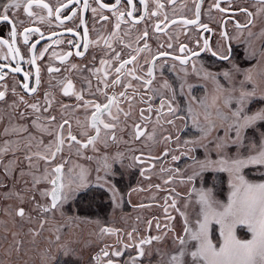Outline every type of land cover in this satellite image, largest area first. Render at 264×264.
<instances>
[{"label": "snow or ice", "instance_id": "obj_1", "mask_svg": "<svg viewBox=\"0 0 264 264\" xmlns=\"http://www.w3.org/2000/svg\"><path fill=\"white\" fill-rule=\"evenodd\" d=\"M182 7L0 0L7 255L47 232L40 264H264V0ZM143 193L130 228L98 216Z\"/></svg>", "mask_w": 264, "mask_h": 264}, {"label": "rangeland", "instance_id": "obj_2", "mask_svg": "<svg viewBox=\"0 0 264 264\" xmlns=\"http://www.w3.org/2000/svg\"><path fill=\"white\" fill-rule=\"evenodd\" d=\"M107 208V207H105ZM104 214L109 213V208L103 210ZM110 215L106 216L109 217ZM112 217V215H111ZM0 219H6L4 217H0ZM9 228H12V225L9 224ZM96 225L90 224L89 226L83 227L80 223L73 228V232L80 236L82 240H87L90 237V234L95 230ZM15 230V229H12ZM24 233H27L28 228L25 226ZM7 235L8 239L5 241L4 237ZM48 236L47 232H44L40 237L36 238V244L33 246L31 244V236L26 235L23 237L24 239V251L20 254L12 253L11 256L6 254V249L9 247L11 243V234L5 233L2 226H0V261H3L4 264H40V254L43 249L46 247V238ZM69 238V237H66ZM87 259V256H85Z\"/></svg>", "mask_w": 264, "mask_h": 264}, {"label": "flooded vegetation", "instance_id": "obj_3", "mask_svg": "<svg viewBox=\"0 0 264 264\" xmlns=\"http://www.w3.org/2000/svg\"><path fill=\"white\" fill-rule=\"evenodd\" d=\"M185 2L190 3L191 0H177V14L178 15L181 14V13L188 14L187 13V9H184L182 7V4L185 3ZM237 2H246V0H237ZM203 18L205 20H207L206 16H204ZM217 19H219V17H217ZM260 26L261 25L258 22L257 27L255 29H253V31H258ZM181 39H183V37H181ZM233 47L236 49L237 58L240 59V54L242 53V45H237L234 42ZM241 62L244 63L243 60H241ZM198 87H199V85H198ZM196 94L197 95H202L203 92L200 91V92H197ZM5 110H6V108H5ZM7 122H8L7 118H5L2 122H0V133L3 132V128L7 124ZM3 139H5V137L0 135V140H3ZM221 175H223V174H221ZM224 186L226 188V183H225ZM148 195H149L148 193H143L140 196H137L136 194H134L133 197H132L133 203L132 204H128L126 202L122 211L120 209H117L115 216H113L112 210L110 208H109V213L110 214L107 213V215H105L104 212L101 211V212L98 213V216L103 218V219H105V220H107L110 224H114L117 227L130 228V226H133L136 223V219L135 218H136L138 213L139 214L146 213V210L136 209V208L133 207V205L135 203H139L141 201L148 202ZM107 204H108V201L105 198L104 199L105 207L107 206ZM94 211H96V210L94 209ZM108 215H110V216L106 217ZM111 215H112V217H111ZM121 217H123V219ZM96 218H97V216H89L87 219L95 220ZM80 224L83 227L89 226L90 224H93L95 226L94 223H87V222H81Z\"/></svg>", "mask_w": 264, "mask_h": 264}, {"label": "trees", "instance_id": "obj_4", "mask_svg": "<svg viewBox=\"0 0 264 264\" xmlns=\"http://www.w3.org/2000/svg\"><path fill=\"white\" fill-rule=\"evenodd\" d=\"M107 209V208H104V210ZM107 214V213H106ZM0 258H1V255H0Z\"/></svg>", "mask_w": 264, "mask_h": 264}]
</instances>
